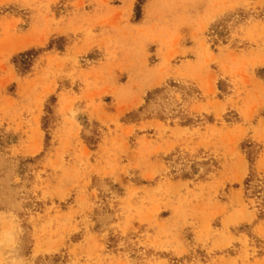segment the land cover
<instances>
[{
	"label": "rangeland",
	"instance_id": "rangeland-1",
	"mask_svg": "<svg viewBox=\"0 0 264 264\" xmlns=\"http://www.w3.org/2000/svg\"><path fill=\"white\" fill-rule=\"evenodd\" d=\"M0 264H264V0H0Z\"/></svg>",
	"mask_w": 264,
	"mask_h": 264
}]
</instances>
